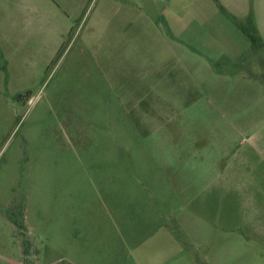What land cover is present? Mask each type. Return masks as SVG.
Here are the masks:
<instances>
[{"label": "rangeland", "instance_id": "1", "mask_svg": "<svg viewBox=\"0 0 264 264\" xmlns=\"http://www.w3.org/2000/svg\"><path fill=\"white\" fill-rule=\"evenodd\" d=\"M20 1L0 25V264H264L245 227L203 221L193 161L225 133V77L264 82L231 17L212 2L193 53L194 0H86L71 21Z\"/></svg>", "mask_w": 264, "mask_h": 264}, {"label": "crops", "instance_id": "2", "mask_svg": "<svg viewBox=\"0 0 264 264\" xmlns=\"http://www.w3.org/2000/svg\"><path fill=\"white\" fill-rule=\"evenodd\" d=\"M5 1L0 0V25L10 24L6 21L11 14L7 13L10 6ZM11 1L13 5L16 2ZM49 1L58 9L65 10L69 21L76 17L86 2ZM20 2L28 5L32 0ZM212 2L218 8L219 3L236 17L246 19L251 15L264 42V0H218V3L215 0H194L186 14L185 45L190 52L198 53L201 49L195 43L208 41L210 22L205 17L213 11ZM196 26L203 32V38H200V30ZM258 57L261 58V54ZM216 71H219L217 67L213 69L215 74ZM225 81L231 84L219 87L215 95L216 106L223 112L225 133L217 135L214 130L203 139L201 148L192 149L195 153L192 160L201 163L205 171L203 221L209 223V219L215 216L222 223L226 236H238L245 227V231L264 243V82L255 76L246 78L240 75H230L225 77ZM159 248L164 249L161 245ZM166 250L179 252L178 247L172 244ZM169 259H174L172 254L164 261ZM206 262L210 263L209 260Z\"/></svg>", "mask_w": 264, "mask_h": 264}, {"label": "trees", "instance_id": "3", "mask_svg": "<svg viewBox=\"0 0 264 264\" xmlns=\"http://www.w3.org/2000/svg\"><path fill=\"white\" fill-rule=\"evenodd\" d=\"M218 3V0H215ZM219 8L225 14H228L229 17L233 20L234 24L238 27V29L249 39L252 49L255 50L257 53L264 51V42L263 39L254 23L253 17L250 15L248 16L245 21H240L234 16H231L224 7H222L219 3ZM261 66L264 68V59L261 57L259 60Z\"/></svg>", "mask_w": 264, "mask_h": 264}]
</instances>
